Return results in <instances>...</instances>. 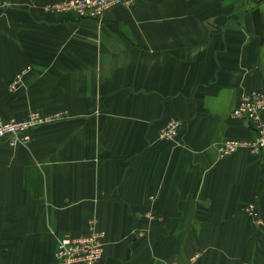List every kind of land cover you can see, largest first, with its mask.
Wrapping results in <instances>:
<instances>
[{
	"label": "crops",
	"instance_id": "obj_1",
	"mask_svg": "<svg viewBox=\"0 0 264 264\" xmlns=\"http://www.w3.org/2000/svg\"><path fill=\"white\" fill-rule=\"evenodd\" d=\"M58 1L1 0L0 114L67 115L0 145V264H61L57 238L93 226L99 264H264V149L217 148L255 134L231 110L264 85V0H136L101 20Z\"/></svg>",
	"mask_w": 264,
	"mask_h": 264
},
{
	"label": "built area",
	"instance_id": "obj_2",
	"mask_svg": "<svg viewBox=\"0 0 264 264\" xmlns=\"http://www.w3.org/2000/svg\"><path fill=\"white\" fill-rule=\"evenodd\" d=\"M134 2L136 0H61L52 3L49 8L57 12L70 10L84 17L97 16L101 18L104 17V13L109 7L119 4L129 6ZM21 77L22 74L16 75L11 88H16L15 85L21 81ZM56 115L54 116L60 117L59 114ZM54 116L48 117L42 112L32 110L21 119L5 120L0 116V140L6 138L12 144L24 142L28 139V130L31 127L52 121ZM232 116L237 119L249 120L255 134L247 139H224L217 147L219 155L227 156L238 149H249L253 153H258L264 149V85L257 89H246L232 109ZM166 123L160 131L159 137L175 140L183 122L180 119H168ZM254 204L247 205L245 211L256 217ZM104 236H106L104 230L96 229L95 226L90 227L89 231L82 235L59 236L55 256L58 262L62 264H99L105 250ZM171 264L186 263L185 261H173Z\"/></svg>",
	"mask_w": 264,
	"mask_h": 264
},
{
	"label": "rangeland",
	"instance_id": "obj_3",
	"mask_svg": "<svg viewBox=\"0 0 264 264\" xmlns=\"http://www.w3.org/2000/svg\"><path fill=\"white\" fill-rule=\"evenodd\" d=\"M52 5V4H51ZM0 7H4V5H3V3L1 2V0H0ZM110 8V7H109ZM49 10H50V8H49ZM52 10H54V9H52ZM61 12V11H60ZM106 12V11H105ZM81 15V14H80ZM104 15H105V13H104ZM81 16H83V15H81ZM84 17V16H83ZM93 18H98L97 16H92ZM92 17H87V18H92ZM105 17V16H104ZM104 17H101V18H98V20H101L102 18H104ZM233 109V108H232ZM32 109H30L29 111H28V113L31 111ZM32 111H38V110H36V109H33ZM40 113L42 112V111H39ZM27 113V114H28ZM43 114H45V112H42ZM56 114H59L58 116H60V117H55V116H57ZM55 115V116H54ZM67 115V113L66 112H64V111H54V113H51V114H46V116H48V117H50V116H54L53 117V119H52V121H49V122H44V123H52V122H55V120H58V119H63L65 116ZM231 115H232V110H231ZM0 116L1 117H3V118H5L4 116H2L1 114H0ZM234 117V116H233ZM14 118H18V117H14ZM13 117L12 118H9V119H6L5 118V120H10V119H14ZM21 119V118H20ZM170 120V119H169ZM168 121V120H167ZM166 121V122H167ZM165 122V123H166ZM44 123H41V124H44ZM167 124V123H166ZM39 126H41V125H38V126H34V127H31V129H29L28 130V139L26 140V141H24V142H16L15 144H12L10 141H7L6 140V138H1V140H0V145L2 144V142L4 141L5 143H8V145H10V146H15V145H17V144H27L28 143V140L30 139V137H31V132H32V130H34V129H36L37 127H39ZM165 127V124H164V126L160 129V131L163 129ZM160 131H159V133H160ZM158 137H159V134H158ZM161 138V137H160ZM162 139V138H161ZM165 139H167V138H165ZM165 139H162V140H165ZM224 140V139H223ZM223 140H221V141H223ZM226 140V139H225ZM220 141V142H221ZM248 214V213H247ZM249 215V214H248ZM251 216V218L253 217V218H255V220L257 221L258 220V218H257V216L255 217V216H253V215H250ZM193 258H195V257H193ZM173 261H175V260H172V261H170V263H168V264H171ZM186 263V262H185ZM62 264V263H61Z\"/></svg>",
	"mask_w": 264,
	"mask_h": 264
}]
</instances>
